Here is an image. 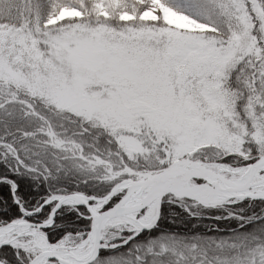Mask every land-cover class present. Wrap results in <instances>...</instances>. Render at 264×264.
<instances>
[{
	"label": "snow or ice",
	"instance_id": "snow-or-ice-1",
	"mask_svg": "<svg viewBox=\"0 0 264 264\" xmlns=\"http://www.w3.org/2000/svg\"><path fill=\"white\" fill-rule=\"evenodd\" d=\"M0 264H264V0H0Z\"/></svg>",
	"mask_w": 264,
	"mask_h": 264
}]
</instances>
